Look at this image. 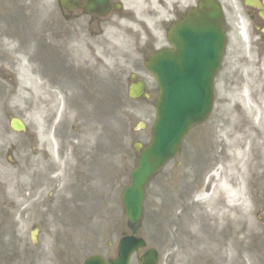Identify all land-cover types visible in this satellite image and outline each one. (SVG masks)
<instances>
[{"label": "rangeland", "instance_id": "1", "mask_svg": "<svg viewBox=\"0 0 264 264\" xmlns=\"http://www.w3.org/2000/svg\"><path fill=\"white\" fill-rule=\"evenodd\" d=\"M234 4L232 0L224 2L230 8L226 19L230 35L222 68L215 78L213 109L204 123L190 130L178 155L148 185L144 217L134 229L135 235L145 238L146 248L158 249V264H199L201 258L195 257L208 255L212 260L207 263L214 264L210 247L218 245H231L222 263L264 264V124L259 122L264 114L254 111L257 98L253 96L250 110L243 107L246 78L240 59L246 54L236 35ZM116 22L112 20L110 25ZM111 29L105 31L103 47L94 46L92 41L86 48L68 45L70 59L66 60L75 68L61 74L70 87L59 86L61 76L53 73L54 88L60 91L57 101L67 118L51 133L56 154L63 156L59 166L52 163L57 160L49 152L44 153L46 145L36 137L41 129L43 135L48 133L47 102L43 103L47 106L44 114L39 116L34 114L39 100L32 88L17 82L18 88L13 87L11 94L0 91V264H82L91 254L112 258L118 238L131 233L120 194L128 185L137 158L132 144L149 140L154 102L127 99L126 76L137 67L154 95L156 90L143 65L132 67L116 56V50L124 52L128 45L121 39L123 35ZM120 29L130 30L127 26ZM253 70L259 83L252 79L257 82L249 84L252 94L257 88L264 93V63ZM73 83L75 86H71ZM73 94L78 98H71ZM8 106L26 120L30 133L24 136L9 131L7 120L12 114H4ZM40 119L43 127L37 122ZM240 151L246 156L237 161L240 168L236 170L231 155ZM235 171H242L243 180L230 179ZM204 175L215 186L228 179L232 187L241 186L246 205L242 223L230 221L221 231L219 227L211 229L213 221L209 219L187 224L197 212L192 209V190ZM37 191L42 194L39 199ZM165 198L174 210L169 212V218L175 217L172 222L186 212L179 226L165 222V208H170ZM220 199H214L218 206ZM34 226L39 228L36 242L31 239ZM228 227L232 228L227 231ZM107 241L111 242L109 246ZM143 250L130 264H140ZM197 251L202 253L196 255Z\"/></svg>", "mask_w": 264, "mask_h": 264}, {"label": "water", "instance_id": "2", "mask_svg": "<svg viewBox=\"0 0 264 264\" xmlns=\"http://www.w3.org/2000/svg\"><path fill=\"white\" fill-rule=\"evenodd\" d=\"M220 19L219 6L205 0L199 11L189 14L171 33L174 50L160 52L148 65L158 79L162 95L157 102L158 120L151 144L141 155L139 167L132 173V184L123 196L131 222L141 215L143 185L177 153L189 127L203 120L210 111L212 78L219 66L224 41ZM139 245H142L139 240L124 238L119 259L110 264H126L129 254ZM101 261L91 259L88 264H104ZM154 261V256L147 259L148 264Z\"/></svg>", "mask_w": 264, "mask_h": 264}, {"label": "flooded vegetation", "instance_id": "3", "mask_svg": "<svg viewBox=\"0 0 264 264\" xmlns=\"http://www.w3.org/2000/svg\"><path fill=\"white\" fill-rule=\"evenodd\" d=\"M237 1L254 31L259 32V44L262 45L264 43V0L257 1L262 6L259 9L246 6L244 0ZM86 2L87 0H77L75 9L68 10L59 4V0H0V41L7 34L29 33L32 29H37V36L43 37L48 43L49 38L55 41L59 33L61 38H66L74 32V29H79L85 34L97 35L106 19L87 12L82 7ZM225 28L227 29L226 24ZM27 44L35 45L33 42Z\"/></svg>", "mask_w": 264, "mask_h": 264}, {"label": "bare ground", "instance_id": "4", "mask_svg": "<svg viewBox=\"0 0 264 264\" xmlns=\"http://www.w3.org/2000/svg\"><path fill=\"white\" fill-rule=\"evenodd\" d=\"M161 0H131L130 4H129V10H133L134 11V17L136 20H148V17L146 15L152 14V13H156L157 15L161 16L162 12H160L162 10V7L160 5ZM122 26H125L124 24H122ZM28 78L32 79V75L28 74L27 75ZM34 88V91L37 95L41 96H47L49 98V100L51 102H54V97L55 94L52 91H46V88L43 84H41L40 82H36L34 83V85L32 86ZM56 104V102H55ZM246 108L247 105H246ZM233 157V160H235V164H234V168L236 170H238L240 167L237 165V161L242 157V156H246L245 151H240L239 153H234L231 155ZM238 175H241L240 177ZM241 178L243 180V176H242V171H240L239 173L235 171L234 175L230 174V179L233 178ZM235 178V179H236ZM229 181V179H228ZM227 180L223 181L221 183V191L224 193L225 195V200H224V207L227 209V212L230 211L231 208H238L240 206V208L238 209L236 214L230 215L231 219L236 220L240 223H242L245 218H246V207L244 204V201L241 199L242 197V188L241 186H237V187H232L229 182ZM241 200V202H239L237 204V206H232V202ZM245 208V209H244ZM202 216H206L207 214L202 213ZM210 217L212 218H216L217 220H220L221 218H226L228 216L227 215H216L215 212L213 210H211L208 214ZM213 256L215 259H217L218 261L223 259V253L218 250V249H213L212 250ZM217 261V262H218Z\"/></svg>", "mask_w": 264, "mask_h": 264}]
</instances>
